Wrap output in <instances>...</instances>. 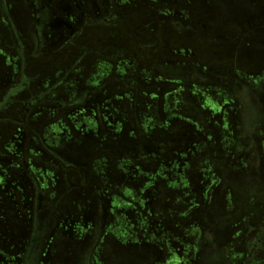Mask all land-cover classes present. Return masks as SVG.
<instances>
[{"label": "rangeland", "instance_id": "rangeland-1", "mask_svg": "<svg viewBox=\"0 0 264 264\" xmlns=\"http://www.w3.org/2000/svg\"><path fill=\"white\" fill-rule=\"evenodd\" d=\"M44 1L77 19L82 49L119 58L88 56L55 95L106 82L112 107L64 117L44 104L28 125L0 121V211L14 227L0 264H27L36 208L21 188L42 194L54 231L37 264H264V0ZM13 11L31 38V9ZM31 45L27 72L45 73L35 95L81 54ZM15 54L0 1V102L19 84ZM15 185L10 206L3 188Z\"/></svg>", "mask_w": 264, "mask_h": 264}, {"label": "flooded vegetation", "instance_id": "flooded-vegetation-1", "mask_svg": "<svg viewBox=\"0 0 264 264\" xmlns=\"http://www.w3.org/2000/svg\"><path fill=\"white\" fill-rule=\"evenodd\" d=\"M5 11V14L13 26V33L15 36V47L16 50L21 52V57L15 54V58L17 61L16 69L21 70V75L19 78V84H16L13 88L8 90L4 99L0 102V121H10L21 125H28L29 117L38 109L40 106L47 104L52 105L55 107L56 111L64 115V117L68 116L71 110L87 108V111L91 114H95L97 117H102L105 112H108L107 108L112 107L110 102L104 101L101 98V94L105 92L107 89V83L102 82L101 84H97L94 86L84 87L79 90L73 89L74 91H70L73 94L69 100L64 99V97H57L55 93L65 84H69L71 81V74L76 73H83L84 69H87L86 58L91 55L100 56L104 59H119L118 57L110 56L106 54V52L97 50L94 48L91 49H82L81 46L78 44V41L82 38H86L87 32L78 28V21L74 20L70 13H63V12H56L52 6L46 3L44 0H14L13 6H11L10 1L13 0H0ZM111 3L113 0H110ZM72 2H75L72 1ZM17 4H26L32 11L33 14V31L31 33V38L22 37L18 32L17 28L15 27V23L12 19V15L14 13V9L16 8ZM79 9H81L78 6ZM69 9L71 8V4L69 5ZM68 11L67 9H65ZM113 10V9H112ZM114 12V10H113ZM112 19V18H111ZM111 19L104 18L102 19L103 22H110ZM94 21H101L99 19L94 18ZM113 20V19H112ZM102 22V21H101ZM88 19L84 20L81 25L87 27ZM182 26V23L180 22ZM187 28H191L188 26ZM34 45L35 49L41 51L42 48L46 46H57L59 47H67L76 51H81V54L76 57L71 58V64L65 70V73H62L61 76L56 80L51 82L52 84L47 86L38 94H34L33 85L39 81L44 74L41 73H28V63L26 55H32V45ZM15 53H17L15 51ZM122 57V56H121ZM20 59V60H19ZM30 59V58H29ZM22 60V61H21ZM81 67L78 71L77 69ZM46 72V71H45ZM151 89H148V86L143 88H138L135 96H133L132 107L131 110L133 112H138V101L140 96L145 93L149 92ZM28 96V98L23 99L20 96ZM11 115H19L22 116L23 120L19 121L16 118L12 117ZM50 149V148H49ZM144 151H147V147L144 146ZM50 153L54 156H57L53 150L50 149ZM57 158H59L57 156ZM64 166L68 169H78L81 170L76 165H66ZM26 170L29 172V168L26 165ZM32 178V177H31ZM32 180H34L32 178ZM17 185L13 186L12 191L9 189H4L3 191L5 195L10 198L8 202L10 206L17 204V198L19 188L16 187ZM24 187V186H23ZM22 191L25 199L23 200L24 205L29 209L31 204L33 203V208H36L35 214L33 217L34 225L32 227L31 236L27 237L26 240H30L29 248L26 254V261L27 264H37L40 260L39 254L43 252V240H47L49 234L53 233L52 231V223L50 221L46 222V218L44 216H39V209L42 206L43 196L42 194L37 191L32 194H25L27 191L24 189H20ZM36 197V198H35ZM1 200V199H0ZM35 200V203H34ZM27 202V204L25 203ZM1 208V206H0ZM105 211L101 210V220L104 219L103 213ZM29 215V213H27ZM1 217V227H0V236L2 240H14V227L12 221L8 218V215L5 211H0ZM47 218H50L48 216ZM101 224V222H100ZM99 224V226H100ZM100 232V230H98ZM51 240V237L49 238ZM98 244V240L95 242V246ZM37 249V252H35ZM94 249V248H93ZM88 264H92L91 261Z\"/></svg>", "mask_w": 264, "mask_h": 264}]
</instances>
